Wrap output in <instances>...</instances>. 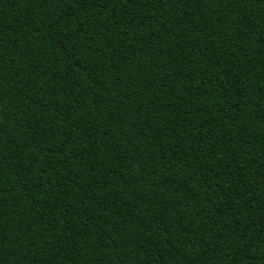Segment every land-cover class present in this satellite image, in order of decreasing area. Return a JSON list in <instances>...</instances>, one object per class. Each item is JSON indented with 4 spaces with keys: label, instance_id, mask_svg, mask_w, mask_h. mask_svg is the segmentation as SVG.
<instances>
[{
    "label": "trees",
    "instance_id": "1",
    "mask_svg": "<svg viewBox=\"0 0 264 264\" xmlns=\"http://www.w3.org/2000/svg\"><path fill=\"white\" fill-rule=\"evenodd\" d=\"M0 264H264V0H0Z\"/></svg>",
    "mask_w": 264,
    "mask_h": 264
}]
</instances>
